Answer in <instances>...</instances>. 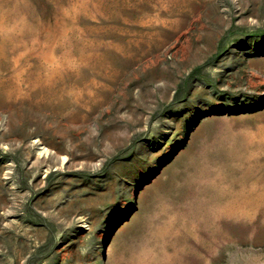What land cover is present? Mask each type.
<instances>
[{"label": "rangeland", "instance_id": "rangeland-1", "mask_svg": "<svg viewBox=\"0 0 264 264\" xmlns=\"http://www.w3.org/2000/svg\"><path fill=\"white\" fill-rule=\"evenodd\" d=\"M0 264H264V0H0Z\"/></svg>", "mask_w": 264, "mask_h": 264}, {"label": "bare ground", "instance_id": "bare-ground-1", "mask_svg": "<svg viewBox=\"0 0 264 264\" xmlns=\"http://www.w3.org/2000/svg\"><path fill=\"white\" fill-rule=\"evenodd\" d=\"M44 148V147H43Z\"/></svg>", "mask_w": 264, "mask_h": 264}]
</instances>
